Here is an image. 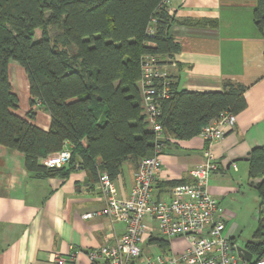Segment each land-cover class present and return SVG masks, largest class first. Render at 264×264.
<instances>
[{
  "label": "trees",
  "instance_id": "16d2710c",
  "mask_svg": "<svg viewBox=\"0 0 264 264\" xmlns=\"http://www.w3.org/2000/svg\"><path fill=\"white\" fill-rule=\"evenodd\" d=\"M161 1L0 0V144L22 152L28 171L65 177L80 166L96 180L100 171L115 178L124 161L151 152L154 133L138 87L141 57L155 55L163 64L180 50L171 34L172 15ZM252 20L264 38V0H256ZM11 61L25 71L30 107L38 100L49 112L48 130L30 121L32 108L17 112ZM170 86L158 120L175 139L194 137L220 112L237 114L247 104L246 87L230 80L215 91L178 89L171 80ZM65 140L73 145L69 162L44 165L42 159L61 150ZM248 164V177L259 178L254 188L263 205L244 246L258 259L264 257V144L250 150ZM149 241L169 245L163 237Z\"/></svg>",
  "mask_w": 264,
  "mask_h": 264
},
{
  "label": "crops",
  "instance_id": "0c3cea01",
  "mask_svg": "<svg viewBox=\"0 0 264 264\" xmlns=\"http://www.w3.org/2000/svg\"><path fill=\"white\" fill-rule=\"evenodd\" d=\"M255 5L256 0H169L171 34L180 50L163 63L168 78L178 89L190 91L221 90L227 80L246 87V107L209 146L218 168L210 175L208 190L231 216L225 224L229 233L235 226L234 203L259 180L248 177L249 152L264 144V38L252 20ZM9 80L19 99L17 112L25 115L32 108L30 121L48 130L51 116L38 100L30 107L26 74L16 61L9 64ZM206 147L198 134L188 139L169 136L153 200H169L171 181L193 182L190 170L202 161ZM138 161H124L113 178L117 197L129 195ZM103 205L97 180L80 166L65 177L38 175L26 169L22 152L0 144V264H98L87 251L114 245L126 231L125 223L106 215L82 218ZM166 240V246L147 240L141 245L143 254L152 255L146 244L174 254L187 245L179 237Z\"/></svg>",
  "mask_w": 264,
  "mask_h": 264
},
{
  "label": "built area",
  "instance_id": "2783aa9c",
  "mask_svg": "<svg viewBox=\"0 0 264 264\" xmlns=\"http://www.w3.org/2000/svg\"><path fill=\"white\" fill-rule=\"evenodd\" d=\"M170 15L169 0H162ZM141 106L154 133L150 155L139 159L133 173V184L127 197H117L113 178L106 171L97 175V185L104 199L101 209L82 214L88 219L106 215L125 223L126 231L114 245L102 244L87 251L98 264H264V257L250 262L241 259L236 244L225 228L231 216L208 190L210 175L218 165L209 146L219 141L225 129L235 124L236 114L228 110L203 125L198 135L207 143L202 161L190 170L193 182L174 185L169 200H153V184L160 172L162 154L169 136L158 120L159 102L171 95L167 71L155 55L141 57ZM63 148L42 159L47 167H59L69 162L73 145L65 140ZM235 167V164L233 163ZM179 237L186 241L183 251L174 254H143L141 245L154 237ZM58 263L64 259L57 257Z\"/></svg>",
  "mask_w": 264,
  "mask_h": 264
},
{
  "label": "rangeland",
  "instance_id": "374dc122",
  "mask_svg": "<svg viewBox=\"0 0 264 264\" xmlns=\"http://www.w3.org/2000/svg\"><path fill=\"white\" fill-rule=\"evenodd\" d=\"M34 31L36 37H38L41 33L40 28H36ZM247 187L250 189V191L248 190V192L245 193V196L240 202L234 203L233 205V208H235L233 209L234 213L237 214L235 218H233L232 222H234L235 226L233 233H230L229 237L235 242L236 245H244L247 240L252 239L254 232L258 228L257 212L263 205H260L258 194L254 188H250L249 186ZM145 250L146 252L152 254L161 253L159 252L160 250L158 247L151 244H146Z\"/></svg>",
  "mask_w": 264,
  "mask_h": 264
},
{
  "label": "water",
  "instance_id": "95a60500",
  "mask_svg": "<svg viewBox=\"0 0 264 264\" xmlns=\"http://www.w3.org/2000/svg\"><path fill=\"white\" fill-rule=\"evenodd\" d=\"M239 159L240 158H238V160ZM245 159H247V158H245ZM236 251H237L238 256L241 259L248 261V262H250L252 260L253 254L249 250H247L244 245H237Z\"/></svg>",
  "mask_w": 264,
  "mask_h": 264
}]
</instances>
